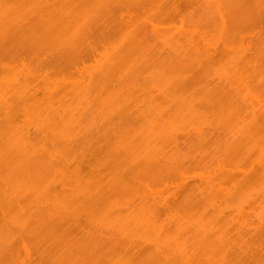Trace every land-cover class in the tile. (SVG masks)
Segmentation results:
<instances>
[{"label": "bare ground", "instance_id": "1", "mask_svg": "<svg viewBox=\"0 0 264 264\" xmlns=\"http://www.w3.org/2000/svg\"><path fill=\"white\" fill-rule=\"evenodd\" d=\"M105 1L107 4L106 6H107L108 13H112L114 11L116 13L118 12L116 11L117 9L124 10L125 12L124 11L123 12L125 14L124 15L122 14V15L125 16V18L127 19L126 23L130 24V27H132V28L128 27L129 28L128 32L130 33V35L127 37L129 40L127 42L123 41V43H121L119 46H116V47L113 46L114 48L112 49L109 48L110 50H108V52L104 56L103 64H100V67L98 66L97 73L94 76L90 75V78H89L90 80L89 86L100 88L104 90V93H107L106 91H108L110 88L111 89L113 88L112 90H110L111 92L107 93L108 95L106 96V98L104 97L105 98L104 101L103 102L101 101L102 105H105L103 108L108 107V116L106 117L105 122L111 124V123H114L115 121L127 120L131 117L137 116L140 109L143 107L148 106V108H152V103L150 100H148L149 102L147 103L142 102V104H139V101L135 100L133 97H134V94H136L134 92L136 91L138 92V88L136 89V86L138 85L137 83L142 79L146 81V79H144L143 76H145L150 62L149 64L147 62L145 64L144 61L146 58H148L146 61L150 60L151 58L150 56H153V55L154 56L156 55V58L158 55L159 57H161L160 60L163 63H167V64H164V66H166L165 73L167 75L166 74L164 75L163 71L160 72L161 73L160 75L167 77L169 73L174 74V68H175V69H178V71H180L179 73L181 74L180 75L178 73V75H180L178 76V79L182 78L184 80V78L186 79V77L189 75V77L192 76L191 77L192 79L190 78L191 79L190 82L196 81L198 77H195L196 75L193 74L196 79V80L195 79L193 80L192 73L196 72L195 66L198 65L197 68L199 67L198 69L201 72L199 70H197V72H199V74L204 73L203 75L202 74L199 75V77L205 76V73H206V77L204 78L205 82L200 83L201 81H199L195 83V84L200 83V85L197 84L198 87L201 85L204 86L203 84L205 85L210 84L212 86L213 84L209 83V82H212L210 81V79L213 80V79H217L218 77L219 80L218 79L217 80L220 82V84L223 82L225 85H222L223 84L222 83L221 84L222 86H221L219 82H217V80L214 81L213 83L215 85L219 84L224 89L226 88V90H228V92L226 91L227 94H231L232 91L235 93L236 91L238 97L237 98L232 97L230 99L229 98L222 99L223 102L221 99H219L220 101H218V104L223 103V105L225 106L224 107L225 110H222L223 113L221 114L217 111H215L213 114L214 110H211V109H213L214 107L211 104H213L216 98H214V100L210 103V101L213 98H210L211 100H209V97H211L209 95L211 94L210 92L211 88L213 89L214 87L213 91H216V89H218L217 88L218 86L211 87L208 85L209 87L207 86L208 89L206 88V91L207 90L208 91L206 93L203 92L205 87L203 88L202 86L199 87V88H202L201 89L202 93L200 94H202L204 97L200 95L202 96V99L200 98L202 101L200 104L198 103L199 105L197 106H200V108L204 107L203 104H204V101H206L207 105L205 104V107L207 108L210 104L212 108L209 106V108L207 109L209 110L211 108L210 109L211 111L210 110L207 111L206 108H204L205 110H203L202 113L204 114V113L211 112L209 113L211 116L209 115L208 118L205 120V121H209V123L206 124L205 121L203 120V114L200 112V110L197 111V109L199 108H197V106H195L194 104L193 105L191 104L192 106H189L185 110L186 111L185 113H183L184 110H181L183 114L185 115L187 114V116L183 115L184 116L183 121L185 120L186 117L187 118L189 117L188 119L191 120L190 122L192 123L191 125L195 126L194 127L195 128L194 130L195 140L192 141L191 146L187 145L188 148L186 147V145L184 146L185 149L186 150L188 149V150L181 155L177 154L174 151L170 153V150L168 149L169 147L166 146L167 143L169 142V144H173L174 146L173 149L176 148L175 151H177L179 150L178 149L179 142L175 144L174 139L177 138L178 135L180 136V138H182L184 134L186 136L188 134H192L193 132L191 133L190 127H189L190 133H187L186 131H188V129L186 130L184 128L185 130L182 129L184 133L181 134L180 130H176V128H174L176 125L174 126L167 125V127H163L161 130L159 128L157 129L156 127L157 122H159L160 120H163V118L165 117L164 116L165 113L168 112L167 111L168 108L164 107L166 110H164V108H161L162 110L161 112L164 114H162L161 112L157 114L158 111H156V114H154V117H156V120L154 118L155 122L153 120V122L151 121L149 122L150 125L148 123L149 127L148 126L147 127L149 129L147 128V131L139 132V133L137 132L138 134L136 132L135 134L134 132H125L127 136L125 137L126 139L123 138L124 141L126 140L127 142H129L128 146L130 145V147H132L131 145H133L132 148H134L135 152L137 151L140 152V153L137 152L136 156L134 157L133 155H130L132 154L131 153L132 149L129 148L128 152L130 154L127 155L128 159H127V156L125 158H122V161L125 162L128 160L127 162L130 164V162L134 161V159L138 155L139 159L136 158L135 161L130 164L133 170L131 166L128 165V163L124 164V165L127 164L126 170H125V167L124 169L120 168L121 166H124V165H120L122 162H121V157H119L117 160H114L113 162L115 164V161L117 162L120 160L118 162V163L121 162L120 164H118L120 166H116L117 165L116 163L115 165L114 164L110 165L111 170L106 167L110 171L109 170L107 171V169L105 170L104 168L101 169V170L106 171L107 173L108 172L110 173L108 175H105L104 177L106 178L107 176H110L109 179H107L108 178L107 177L105 180L103 178V181H101L100 178H102L105 173H102V177H101V173L96 172V175L99 178L96 175L94 176V178L97 177L98 180L102 182V184L99 185V183H97L99 182L97 179H96L97 181L93 180L94 178L92 179V182L96 181L95 186L97 185L96 187L97 189L93 191L89 189L90 191L83 192L81 189L79 190L78 188L76 189L78 190L77 192L81 191L80 193L82 195L80 194L81 196L80 198L76 197L77 199L75 198L72 199L68 197L65 198L62 195H58V197H55L57 199H53L54 197L51 198V203L49 202L50 205H45V203L40 202L41 205L44 204V206L43 205L41 206V209L37 206L33 208L36 211L35 213L36 214L38 213L39 215V217H37L38 215L34 217L38 219L39 227H41L42 230L44 231L48 230L49 232L51 229L54 228V224L52 226V223L54 221L61 220L59 223L68 221V223L70 224V223H73L75 220V224L78 221L77 227L81 228L80 226H82V224L79 225V220L76 219L78 217L77 215L80 209H78L75 206L79 200L84 199L88 202V204L92 203L91 205H94L93 204L94 202H98V204L100 205L110 202L112 203L110 204L112 205L111 207H114V206L122 207V208L116 207L115 210L118 211V213L121 212L123 214H119V215L117 214L113 216L114 215V213L112 212L113 210L112 208H110V210L112 211L110 210L109 211L113 215H110L111 213L108 214L109 212L106 213L107 211H105V213L108 214L106 218L104 216L106 215L105 213L104 215L103 213L100 214V216L102 215L104 216L102 217L105 218V220H100L102 218L100 217V219L98 220L99 222L96 220L98 222L97 223L95 221V218H96L95 217L94 219H92L93 221L91 220L90 222H88V224L89 223L93 224V222H95V224L97 223L96 226L91 227V229H89L90 225L89 226L87 225L88 228L83 227L84 229L87 228V231H83L84 229L82 230L81 228L80 230L81 233L77 231L78 230L77 228L75 231H77L78 235L84 234L86 236L88 235V232H89L88 230L93 231V232H90V234L92 233L91 236L88 235L89 236V238L87 237L88 241L84 235L82 236L83 237L82 240H84V243H82V241L81 242L79 241L81 239L78 240V238H81V236L78 237V235H75V236L73 235L72 231L74 232V229L76 228V226L75 227L72 226V225H75L74 223L69 225L71 229L67 226L71 230V234L70 233L69 234L72 235L71 237L75 238V243L80 242V244L74 243L76 247L73 245L72 246L73 248L70 247L71 248L70 249L69 246H71V244L74 241H73V238L72 240L70 238H69L70 240L68 239V241L65 243V245L67 243L69 245V246L68 245L65 246L67 247V249H69L67 253L71 252L72 249H73L72 252L76 251L78 253V255L77 253H74V252H73L74 254H72L71 252V255L70 253L69 254L65 253L69 256L68 258L71 259V257H75V256L81 257L82 255L84 254L87 255V253H89V256L87 255L88 257L86 258L82 257L83 259L81 258V260L78 259L79 263L77 262L78 257L77 258L75 257L74 258V261L76 262L75 264L77 263L78 264H264V135L262 136L264 132L263 131L264 116L263 115L261 116V112H259L260 110L255 111V108H252L254 107L253 105L255 104H256L255 107L256 106L259 107V105L261 104V103L259 104V102L261 101L264 102V99L263 100L261 99V101H259L257 97L261 91L256 92L254 89H252L253 88L252 86H251L252 88L250 86H247V84L250 85V83L254 84V82H256V79L257 80L259 79L258 77L259 73L257 71L258 69L256 70L257 78L252 77L254 78L252 79L254 81L250 79L251 75L254 76L252 71L255 72V69L258 68V66L255 67L251 71L252 74L250 73V71L248 72L249 77L247 76V71H244L249 63L247 65L246 63L243 64V66L244 65L246 66V67L244 66L245 69L243 70V73H245L246 75L240 72L242 70L238 68L236 69H238L239 72L238 71L236 72V70H234L235 65L231 67L229 63H228L229 65L228 67L230 68L226 67L227 69H225V65L224 67L223 65L221 66L223 67L221 70L222 72L225 69L223 73L220 74L221 72L220 70L218 71V74L216 73L215 70L219 68V66H217V69L216 67H214L215 69H213V74L210 75V73L212 72H210L209 69L207 68V67H210V65L208 66L207 64H208V61H212L213 59L209 60L208 59L209 57H206L207 51H210L208 50L209 47H207V43L205 45L208 48L207 50L205 49L206 47L203 44L201 45L202 41H206L204 39L205 37L204 33L206 29L208 30V28L210 27L215 28L217 20H220L219 24L220 26L221 25L223 26L225 22L223 18V16L225 15L224 9H225V12L228 11L227 9L233 10V12L232 11L231 12L234 13L233 14L234 16H232L230 12L228 13L229 15L228 14L226 15H228L230 18L233 17L231 18L233 20L232 21L233 23L231 24L232 26H234L233 24L235 22L234 21L235 15L237 14V12H240L243 10L248 0H206L203 4L197 6L198 11L195 12L194 11L195 9H194L193 10L194 12L191 11L193 14L191 12L188 14L189 17L187 16L188 20H185V23L186 25L188 24L191 27V31L190 30L189 32L180 31V35L184 39V42L182 44L180 42L174 41V32L173 33L168 32V29L167 31H161V30L159 31V29L164 28V27L159 28L160 25L162 26L168 23V19H167L168 14H166L165 10L164 11L162 10L164 6H161V5L153 6L152 5L153 3L157 4V2L153 1L152 4H149L152 7L148 6L149 8L145 9L148 3H150L152 0H105ZM171 9H174V7L173 8L171 7ZM171 12L172 11H170V13ZM194 13L196 15H194ZM113 14L114 13H112L111 15ZM173 15H171V19L172 18L174 19ZM236 18L235 20L238 19ZM227 20H228L227 22H229L230 24L231 22L229 21L230 19H227ZM171 23L168 24L169 27H172V25L170 26ZM68 25H70V22H68V20L60 19V18L54 19L47 23L48 27L53 28V29L55 28L56 30L58 29L60 30L61 28H64L66 26L68 28L69 27ZM168 25L166 26L168 27ZM232 26L229 25L231 29L229 27L226 29L227 30L229 29L228 31H231ZM190 27L188 29H190ZM70 28H71V25H70ZM148 28L152 29V30L150 29V31H152L151 34L153 33V36H154L152 37V42H149L146 39ZM212 29L210 31H212ZM220 30L221 29H219V31ZM241 31H238V34L236 35L234 34V36H236L235 38H237V35L241 33L242 34L241 36L238 37V39L246 35L244 33L245 31L244 32L243 31L241 32ZM198 33L201 35H198ZM220 33H221L219 37L220 39L228 35V33L226 35H223L222 31H220ZM198 37H199V40H198ZM247 38L248 36H245L241 40L240 39L238 40V39H234V37L232 36V39L230 37L231 43L226 42L225 44H223V48L229 46L228 49H230L232 53L234 52L233 48L236 47L237 45H240L236 48L237 50L241 49L240 51H242L243 53L244 51L243 49H246V47L249 46L248 49L245 50L246 52H248L247 50L250 49L249 43L251 41L250 39L246 40ZM256 38L258 39V37ZM124 39L126 40L127 38L124 36ZM237 40L238 42H236ZM242 40L244 42L246 41L244 45L242 44L243 43ZM232 41L234 44H236V46L232 44ZM256 42H257V45H263L260 43L261 41L259 42L257 40ZM228 43H230L231 45H229ZM226 44H228V46H226ZM246 44L248 45L245 46ZM203 46H204V49H203ZM230 46L232 47V49ZM242 46H245V48ZM72 47L73 46L71 45L68 50L73 51L74 49L77 48V46L76 48H74L75 46L73 48ZM256 48H258V46ZM263 49L264 48H262V51ZM259 50H257V53H258L257 57L259 56V52H258ZM148 52L149 53L153 52L154 54L151 53L150 55L148 54ZM250 52L251 50H249L248 52L249 55H250ZM209 53H212V52L210 51ZM231 53L227 55H230L229 56L230 59L229 58L228 59L230 60L229 62H232L233 64H234V60H231L232 57H236V58L240 57L239 59H241V61L244 58L246 62L249 60V59L248 60L246 59L247 57H249L248 54L243 55L242 53H240L246 57L245 58L241 55L243 57L242 58L240 54L237 57L236 54L234 55V53L232 54ZM263 53L264 51L261 52L260 55ZM251 54H254V53H251ZM211 57L213 58V55H211ZM251 57L253 58L255 57V55L254 56L250 55L249 58L251 59ZM206 59H208V61ZM235 64L237 65L236 61H235ZM251 64H252L251 67H254V65H256L257 62L253 60ZM241 65L242 64H240V66ZM238 66L239 65H237L236 67ZM231 70H232V73H231ZM181 71H184L187 74L183 72L181 73ZM187 71L189 72L193 71V72L189 73ZM238 73L239 75L243 74V77H244V78L241 77L242 75L240 77L239 75H237L239 78H242L244 81L251 80L252 82L250 81V83L247 82V84H243L244 83L243 80L241 81L240 79L238 81L239 78H236L237 77L236 74ZM150 74L151 73L149 72L146 75L150 76ZM183 74L186 76L184 77ZM207 75L209 76L207 77ZM115 76H117L118 78L116 77L117 80L115 79L114 81ZM214 76H217V77L211 78ZM232 76L237 79L235 80L234 78L235 82L238 81V82H243V83L239 84L236 82L238 86L237 87L236 85L233 84L231 80L233 79ZM166 77L164 78V81L167 82L166 85L168 88V77L167 78ZM246 77L248 78V80L245 79ZM200 78H198V80H202V78L201 79ZM206 78L208 79L210 78V79L208 80ZM182 79H179V80H182ZM207 81L208 83L206 84ZM260 81L258 82L262 83V86H263L264 82H260ZM262 81L264 80L262 79ZM238 84L239 85L243 84V86L247 88L246 90L249 89L247 91L248 94L246 93L247 94L246 96H243L245 94L239 91L240 86ZM262 86H260V88H263ZM221 87H220V90H221ZM260 88H255V89L259 90ZM224 89H222L223 93L225 92L223 91ZM139 90H140V87H139ZM220 90L216 92H219ZM208 92H209V95H207ZM220 92L218 93V95L220 94ZM236 93L234 95H236ZM250 93L252 94L250 95ZM224 94L227 97V94L226 93ZM218 95L216 97H218ZM260 95H262V93ZM205 96H209V97H205ZM212 96H215V94L213 95L212 93ZM221 96L222 95H219L218 98H222ZM255 96L257 98V102L255 101L256 103L253 104L252 100ZM250 97H253L252 100ZM205 98L207 99L204 100ZM218 98L216 100H218ZM263 102L262 104H264ZM257 103L259 105H257ZM214 104L217 106L216 103ZM263 108L264 107L262 105V109ZM192 111L193 112L195 111L194 115ZM257 112H259V114H257ZM190 113L192 114L190 115ZM197 113L198 115L201 113L202 116H198ZM41 116L42 114L39 113L38 117H41ZM209 117L211 119H209ZM194 118L196 119V121L194 120ZM197 118H201V120L199 121V119ZM188 119H186L185 121L187 122ZM212 119H214L213 121L214 126H212L213 123H210V120ZM261 119H262V124H263V126L261 125L262 127L260 126ZM75 120H76L75 118L70 117L66 119L65 121H75ZM193 121H194V124H193ZM197 123H200V124L198 125ZM201 124L203 125L202 127L204 126L206 127L202 129ZM197 126H200V127H197ZM207 126H209V128L210 126H212L211 128L217 129V132H216L217 135L216 133L212 132V136L213 134H215L214 138L208 137V136H211V134L209 135L207 134L205 136L206 133L201 132L202 130L204 132L208 131V130H204L207 128ZM260 129L262 130L261 134L259 133ZM156 131H158L159 133ZM156 133L159 134L158 136H161V138H158ZM140 134H141V137H139ZM258 134L262 136L261 139L258 138ZM133 135H137V136H133ZM69 137L70 136L59 134L57 139L60 143L65 142L66 140L68 142L70 141L68 139ZM156 138L158 139L155 141L156 144L164 145V148L160 145L158 146V148L160 147V149H158V148H155V145H152V142H154ZM180 138L178 137V139ZM183 138L181 139L182 143H184L183 142L184 140L186 142L188 141L186 140V138L183 140ZM191 138L189 139L188 137L190 141H191ZM138 140L140 143L138 142ZM161 141L163 144L161 143ZM256 141L258 143H255ZM141 144H143L144 146H142ZM254 146H258L257 152L256 150H252L255 148ZM33 147L35 146L29 142L27 134L22 133L21 135L18 136L16 140H14L12 144L6 147L3 155L1 154L2 156L0 157V174L6 171L5 175L7 176V178H9L8 183H14L16 184V186H18L19 184L20 186H22V187L18 186L19 190L20 191L23 190V192L26 189L24 186L28 187V185H30V186H33V189H35L34 187L40 186L38 185V182L36 180H40L41 182H45L47 180L46 181L47 183L51 177L49 173L46 171L48 167H51L50 161L52 159L48 160V157L50 158L51 156H48L49 154L44 153V156H46L47 159L44 157L42 158L41 154L38 155L39 153L42 152V150L37 148L38 151H36L35 150L36 147L35 148ZM137 147L138 149L136 151ZM161 149L162 150L164 149L168 152L161 151ZM112 156H110V159L112 158ZM255 156L256 158H254ZM181 157H186L187 160L189 159L188 160L189 162L191 160V165L193 162H195L193 163V166L195 167L196 165L198 167L196 168L193 167L192 170L194 171L195 169L199 172L201 170V172L197 173V171H195L196 172L195 174V172L192 171L193 175H191L192 173L190 172L189 175L192 178L190 177V179L188 180L187 177H184L186 174L183 176L180 170L182 167ZM114 158L116 159L115 156ZM110 159H107V160H110ZM124 159H127V160H124ZM129 159H131L132 161H130ZM107 160L106 161L104 160L106 162L105 164H107V162L111 164L113 163L111 162V160L113 159H111L110 161H107ZM186 166L187 165L185 164V167ZM128 167L131 168V171L133 172H129L130 170L128 169ZM48 169H49L48 171H50V168ZM114 169L116 170L115 174H114ZM117 169L120 172H122L121 169H123L124 172L120 173L117 171ZM129 173H133V175ZM122 174H127V176L125 175L123 179L120 176ZM177 174L181 176V178L183 179L182 181L181 179H178L180 178L179 176L175 177L177 176ZM129 175L130 176L132 175V178H130ZM25 177L28 179L29 182L23 179ZM128 178L132 180L128 182ZM174 178H177L178 181ZM29 179H31V181L35 179V182L32 181L34 184L33 183L31 184ZM146 179L147 181L149 180L156 184L153 187L154 183H152V189L156 188V190L153 191L151 187H149L151 185L148 184L149 181L147 182ZM22 180H24L25 182L24 184L20 182ZM174 180H176V183L182 182L179 191L177 190L176 187L174 188V191H172L173 189H171L173 185L172 181ZM108 181L110 183H108ZM131 181L133 185L130 184L128 186V184L131 183ZM104 182L108 184L106 185L104 184ZM156 182L160 184L158 185ZM169 182L170 184L172 183L170 185L171 187L167 186ZM103 184L105 186L100 187ZM30 186L28 189L29 193L31 190ZM137 186H140L141 188L139 187L140 188L139 189ZM156 186H160L162 189ZM163 186L165 187L163 188ZM135 187H137L138 190ZM45 188L43 190H45ZM166 188H168V190L170 191H168ZM159 189L161 190L165 189V192L168 191L169 196L164 195V197H162L163 195L162 192L164 191L160 192ZM133 190L134 192L136 191V193L139 191L137 193V196L135 195L138 198L139 203L132 202L135 199H137L134 197V195L127 196L123 194L124 196V197L122 196L123 198L121 197L118 198L119 197L118 194L117 196H115L114 194V192H118V191H128L129 193H131ZM47 191H42V193L43 192L44 194H47L48 192L51 193L50 191L48 192ZM158 191L161 193L160 196H159L160 193L159 194L157 193ZM70 192L72 193V191ZM25 193L29 194L28 192H25ZM73 193H74V190H73ZM154 193L155 194L157 193V194L155 195ZM111 194H113L114 197L113 196L111 197ZM73 195L76 196V194H73ZM108 195L110 196L111 201L109 200V198H107ZM104 196H106V199ZM132 196L134 197V200L133 198H131ZM47 197H44V198L42 197V199L48 202L50 201V198L48 197L49 199H47ZM115 197L120 201L122 200L124 201L120 202ZM125 197L127 199H125ZM103 200H107V202ZM127 200L133 205L128 203ZM114 201H117V202H114ZM98 204L95 203V206H98ZM134 204H136V207ZM110 205L108 204V205H102V206H107V209H109ZM125 205L128 206L126 207L127 209L123 208L125 207ZM75 207L77 209H75ZM129 208H133V210L129 211L128 210ZM98 209L100 210V206ZM119 209H120V212H119ZM121 209L125 211L122 212ZM41 210L43 211V213L39 214ZM74 215H75V219L73 218ZM34 218L32 217V219ZM18 221L21 222L20 219H18L17 221L16 220L12 221V222L14 225H18V223L15 224V222H18ZM231 226H235V228L238 229V231L236 232V238H232V239L225 238V235H222V233L224 232L223 230L229 229ZM20 228H23L22 225H20ZM27 229L28 227L24 226V230H27ZM31 229H28V230L35 231L33 228ZM11 230H8V229L0 230V232L4 231L2 233V236L4 235L3 236L4 238L3 237L2 238L5 239L7 237L5 240L2 239L1 242L3 241L5 242L6 240L10 239L11 236H10L9 231ZM20 230L22 232L23 229H20ZM84 232H87V233L85 234ZM55 233H58V232H55ZM76 237L78 241L76 240ZM240 241L243 242L244 244H239L238 242ZM8 242L9 240L6 243ZM78 244H79L78 246L79 249L77 248ZM65 247L63 249L67 251ZM58 249L61 250V248H58ZM78 250L79 251L81 250L82 252L84 251L85 253L81 254L82 252L81 251L78 252ZM92 254H93V257H92ZM67 255L63 254L62 257L65 258L66 256L67 258ZM94 257H97V258H94ZM62 259L63 258H60V261ZM69 259H65V261L66 260L68 261ZM72 260L73 259H71V261Z\"/></svg>", "mask_w": 264, "mask_h": 264}, {"label": "rangeland", "instance_id": "2", "mask_svg": "<svg viewBox=\"0 0 264 264\" xmlns=\"http://www.w3.org/2000/svg\"><path fill=\"white\" fill-rule=\"evenodd\" d=\"M153 1L157 2V4L156 3L152 4ZM205 1L206 0H152L150 3H148V5L145 7V9L149 8L148 6L152 7L149 4H152L153 6H155V5L156 6L157 5L158 6H160V5L164 6V8L162 10L163 11L165 10L166 14H168V17H167L168 23L166 25L171 23L173 20L174 21L170 24V26L172 25V27H169V25H168V27L166 25H162V26L160 25L159 28L160 27H164V28L159 29V31L160 30L161 31H167V29H168V32H172V33L174 32V41L180 42L182 44L184 42V39L180 35V31L181 32H183V31L189 32V30L191 31V27L188 24H187L188 25L187 26L185 23V20H188L187 19L188 14L191 11L192 12L198 11L197 6L203 4ZM106 5L107 4H106L105 0H0V152H2V153H0V157L3 155L6 147H8L10 144H12L14 142V140H16L18 138L19 135H21L22 133H26L28 136L29 142L36 147L35 150L36 151H38V149L42 150L41 153L38 152L39 153L38 155L41 154L42 158L43 157L46 158V156H44V153H47V154H49L48 156H51L50 158L48 157V160L52 159L50 161L51 167H48V168H50V171H48L49 170L48 168L46 170L49 173V175L51 176L50 180L47 183H46L47 180L45 182H41L40 180H36L38 182V185H40V186L34 187L35 189H33V186H30L27 184L28 187L24 186L27 189V191H26V189L24 190V192L22 189H21L22 191H20L19 187H18V186H20L19 184H18V186H16V184H14V183H8L9 178H7V176L5 175L6 171L2 172V174H0V230H5V229L11 230L12 229L11 231H9L10 236L12 238L10 237V239H8L9 240L8 243H6L8 240H6L5 242L4 241L1 242V240L4 238L3 237L4 235L2 236V233L4 231L0 232L1 233V235H0V237H1L0 238V242H1L0 243V264H73V262L75 264L76 263L74 261L75 257L76 258L78 257L77 258L78 263H79L78 259L81 260L82 257L83 258L88 257L89 253L86 252L88 256L86 254L82 255L81 257L75 256L76 254L73 255V256H75V257H71V259H73L72 260L73 262L71 261V259L68 258L69 256L67 254L70 253V255H71V252L73 249L71 250V252L67 253L69 249H67V247H65V246L68 245V243L66 245H65V243L68 241L69 238L71 240L73 238V241H74L71 244V246L68 245L69 248L72 247L75 243V238L71 237L72 235H70L71 234V230H70L71 228L69 226L73 223L75 224V220H74V222L71 221L73 223H70V224L68 223V221H65L66 223L65 222L59 223L61 220L54 221L52 223V226L54 224V228L50 230L51 232L50 231L48 232V230L44 231L41 229V227H39L38 219L34 218L38 215V213L36 214L35 213L36 211L33 208H35V206H37L41 209V206L42 205L44 206V204L41 205V203H45V205H50L49 202L51 203V198L54 197L53 199H57L55 197H58V195H62L65 198L68 197V198H72V199H74V198L77 199L78 197L80 198L81 197L80 196L81 191L77 192L78 190H76V189H78V188H79V190L81 189L83 192H88V191H90L89 189H91V191L97 189L96 188L97 185L95 186V183L99 177L96 175V172L101 173V177H102V173H105L103 175V177L100 178V180L103 181V178L105 177V175H108L110 173L109 172L107 173L106 171L101 170L102 168H104L105 170L107 168L110 169V165H113L114 164L113 161L117 160L119 157H121V162L123 164L121 162H120L121 164L118 163L120 160L117 162L115 161V164L117 163L116 166H120V165H124L125 163H128L127 162L128 161L127 155L130 154L128 152L129 148L132 149L131 150L132 154H130V155H133L134 157L136 156L137 152L140 153L139 151H137L139 146L136 148L137 152H135L134 148H132L133 145H131L132 147H130V145L128 146L129 142H127L126 140L124 141L123 138H125L127 136L125 132H134V134H135V132L139 133V132L147 131V128L149 127L148 123L150 121L153 122L154 118L156 120V117H154V114H156V111H158L157 112V114H158L159 112L162 111L161 108H164V107L168 108V110H167L168 112L165 113V115H164L165 117L163 118V120H160L159 122H157V126H156L157 129L159 128L161 130L163 127H167V125H173V126L176 125L174 128H176V130H180L181 134L184 133L183 130H185V129L186 130L188 129V131H186L187 133H190V131H191V133L193 132L192 134H188L186 136H185V134H184V136L182 135L184 137V138L182 137L183 140L185 138H186V140H188L187 142L184 140L183 141L184 143H182V140H181L182 138H180V136L178 135V133H179V131H178L177 135L180 139H178V137H177L174 139V141H175V144L179 142V144H180V145L178 144L179 150L175 151L176 148L173 149V147H174L173 144H169V142H168L166 146L169 147L168 149L170 150V153L174 151L179 155L183 154L184 152H186L188 150V149L186 150L184 146L186 145V147L188 148V146H191L192 141L195 140V131H194L195 126L191 125L192 123H190L191 120L188 119L189 117L185 118V120L188 119L187 122L185 120L183 121L184 116H187V114L185 115L183 113L186 112L185 110L189 106H192L193 104L195 106L199 105L202 101L201 99L203 96L202 94H200V93H202L201 89L203 87H205L203 92L206 93L208 91V90L206 91L207 86L208 85L211 86L210 84H208V85L203 84L204 86L201 85L202 88H199L201 86H199V87L197 86V84L200 85V83L205 82L204 78L206 77V73H205V76H203V77L200 76L202 78V80H204V81H202V80H198V78H200L199 75L202 74V73L199 74V72H197V70H199L198 69L199 67L197 68L198 65L195 66L196 69L194 67V69L196 70V72H195L196 74L193 71H191V72L187 71L189 73L193 72L192 75L194 74V75H196L195 77H198L196 80L194 75H193V80L195 79L196 81H192V82H194V83H192V82H190L192 79L191 78L192 76L189 77V75L186 77V79L184 78V80H183L182 78H179V79H182V80H179L178 76L181 75L179 73L180 71H178V69L174 68V74L169 73L167 76L168 77V88H167V85H166L167 82L164 81V78L166 76L160 75L161 74L160 72H162V71L164 72V75L166 74L165 73L166 66H164V64H167V63H163L160 60L161 57H159L158 55H157V58H156V55L150 56L151 58L149 57L150 60H148V61H146L148 58L145 59V61H144L145 64H146V62L148 64L150 62L149 67L147 68L146 74L149 72L151 74H150V76L145 74V76H143V78L146 79V81H144L141 78L142 80H140L137 83L138 85L136 86V89L138 88V92L135 90L136 92H134V93H136V94H134V97H133L135 100L139 101V104H142V102L147 103V102H149L148 100H150L152 103V108H148V106L143 107L140 109L137 116L131 117L127 120L115 121L114 123H111V124L105 122V119L108 116V107L103 108L105 105H102V102L104 101V99L108 95L107 93L111 92L110 90H112L113 88L112 89L110 88L109 90L107 89L108 90V91H106L107 93H104V90H102L100 88H95V87L89 86V82H90L89 78H90V75L94 76L97 73L98 66L100 67V64H103L104 56L108 52V50H110L116 46H119L121 43H123V41L127 42L129 40L127 36L130 35V33L128 32V29H129L128 27H130V24L126 23L127 19L125 18V16H123L125 14L124 13L125 11L122 9H117L116 11H118V12L115 13V11H114V12H112L114 14L111 15L112 13L107 12V6ZM171 7L172 8L174 7V9H171ZM227 10L228 11L225 12V9H224L225 15L223 16V18H224L225 22H224L223 26L222 25L220 26V24H219L220 20H217L215 28L210 27L211 29L214 28V29H212V31H210L211 29L208 28L210 33L208 32L207 29L205 30L204 39L206 41H208V40H210V41H208V42L202 41L201 45L203 44L205 46L207 43V47H209V49L206 46H205L206 47L205 49L210 50L212 53H209L210 51H207L206 57H209L208 58L209 60L213 59L212 61H208V59H206L208 61L207 65L208 66L210 65V67H207V68L209 69L210 72H212V73H210V75H211V74H213V69H215L214 67H216V69H217V66H219V68L217 70H215L216 73L218 74V71L219 70L221 71L222 68L224 67V65H225V69L230 68V67H228L229 66L228 63H229L231 67L235 65L234 66L235 69L234 68L233 69L236 70V72L237 71L239 72L238 69H241L242 71H240V72L243 73V70L246 67L245 65H244L245 66L244 67L243 64L246 63V65H247L249 63L247 65L248 68L246 67V69H248V70H246V69L244 70V71H247V76H248V72L250 71V73H251V71L255 67L258 66V68L255 69V72L252 71L254 76L251 75L252 73L251 74L249 73L251 75L250 79L252 80V79H254L252 77H256V73H257L256 70L258 69L257 71H258L260 76L257 74L259 79L258 80L256 79L257 83L254 82L255 85L250 83L251 80H248L247 77L245 79H247L248 81H246V80L244 81L242 78H239L241 75H242L241 77H243V74H245V73H243L241 75H239V73L236 74V76L239 75V77L238 76L236 77V78H239L238 81L241 79V81L243 80L244 83L238 82V81H236V82L239 84L240 83L247 84V82H249L250 85L247 84V86H250V87L252 86L253 88L252 87L251 88L254 89L256 92L261 91L257 97L259 99V101H261V99L262 100L264 99V95H263L264 85L262 86V83H259L258 81H260L261 78L264 80V53L260 55V53L264 51V49L262 51V48H264V0H248V2L246 3V6L243 8V10L240 12H237V14L235 15V17H234L235 22L233 24L234 26H232V24H231V23H233L232 22L233 20L231 19L233 17L230 18L228 16L229 12H230V14H232V16H234L233 15L234 13H232L233 10L232 9H227ZM120 11L121 12L124 11V12L121 13ZM170 11H172L174 15L172 14V12L170 13ZM226 14H228V15H226ZM171 15H173V17H174V19L172 18L173 20L171 19ZM194 15H196V14L194 13ZM57 18L68 20V22H70L71 28H70V25H68L69 26L68 28L66 26L64 28H61L60 30L59 29L56 30L55 28L53 29V28H50L47 26V23L49 21H52V20L57 19ZM120 18H122V19H120ZM235 18L237 20H235ZM169 19L171 20V22ZM227 19H230L229 20V21H231L230 24H229V22H227L228 21ZM121 20H122V22H121ZM229 25L232 26L231 31H228L229 29L228 30L226 29L229 27ZM173 26H174V28H173ZM148 27H150V26H148ZM189 27H190V29H188ZM130 28H132V27H130ZM172 28H173V30H172ZM229 28L231 29V27H229ZM150 29L149 28L147 29V35H146L147 38L146 39L149 42H152V37H154V36H153V33L151 34L152 31H150ZM219 29H221L220 31H222L223 35H226L227 33H228V35L225 36L224 38L222 37L220 39L219 37H220L221 33H220ZM241 30L243 32L245 31L244 32L246 34L245 36H248V38L246 40L250 39V41H251L249 43V45H250L249 50H251L250 55H252V56L255 55V57H253V58L251 57V59H250L249 58L250 55L248 54L249 50H247L248 52L245 51L246 49H248L249 46L246 47V49L242 48L244 50L243 53H242V51H240L241 49L240 50L238 49L239 50L238 51L236 47H238L240 45L236 46V44L233 43V41H234L233 40L232 44H234L236 46L233 48L234 52H232V53H234V55L236 54L237 57L239 56L240 53H242L243 55H247V54L249 55V57L246 58L245 56L240 54V56L242 55L247 60L249 59L248 60L249 62L248 61L246 62V60L242 56H241L243 58L242 61H241V59H239L240 57H238V58L232 57L231 60H234V64H233L232 62H229L230 61L229 60L230 55H227V54L231 53V50L228 49V47H229L228 44L231 45L230 44L231 43L230 37H231V39H232V36L234 37V39H238V37L241 36V34H242ZM238 31H241V32H239L241 34L237 35V38H235L236 36H234V34L235 35L238 34ZM249 32H251V33H249ZM199 33H198V35H201ZM124 36L127 38L126 40L124 39ZM249 36H250V38H249ZM244 37H240L239 39L241 40ZM256 37H258V39ZM259 38L262 40H260ZM141 39H142V37H141ZM198 40H199V37H198ZM238 40L236 42H238ZM257 40L259 42L261 41L260 43L263 45H257V42H256ZM242 41H240V42H242ZM226 42H230V43L226 44V46H228V47L223 48V44H225ZM244 43H246V41L245 42L243 41L242 44L244 45ZM71 45L73 47L75 46L74 48H76V46H77V48L74 49L73 51L68 50ZM247 45L248 44H246L245 46H247ZM204 46H203V49H204ZM245 46H242V47L245 48ZM257 46L260 50L258 48H256ZM231 49H232V47H231ZM257 50H259L258 51L259 52L258 57H257V55H258ZM151 53L154 54L153 52H151ZM151 53L148 52V54H150V55H151ZM251 53H254V54H251ZM211 55H213V58L211 57ZM234 58H236V59H234ZM154 60H155V62H154ZM253 60L256 61L257 64L256 65L253 64L254 67H251L252 66L251 63ZM235 61H236L237 65H239L238 67H236L237 65L235 64ZM253 63H255V62H253ZM240 64H242V65L240 66ZM222 65H223V67H221ZM152 67H154V68H152ZM236 68H238V69H236ZM224 70H223V72H224ZM182 72L186 73L184 71H181V73ZM203 72H205V71H203ZM223 72L221 71L220 74ZM178 73L180 75H178ZM197 73H198V75H197ZM231 73H232V70H231ZM147 76H148V78H147ZM185 76L186 75H184V77ZM208 76L209 75H207V77ZM217 76H214L211 78H215ZM116 77L117 76H115L114 81H115V79L117 80L118 77L117 78ZM188 77H189V79H188ZM232 78L233 79H231V80H232L233 84L237 86V83L235 82V80H237V79L233 76H232ZM234 78H235V80H234ZM206 79H208V78H206ZM217 79H218V77H217ZM217 79H213V80L210 79V81H212V82H209V83L213 84L211 87H213V86L217 87L218 86L217 87L218 89H216V91L220 90V87L222 85H225L223 82H222L223 84L221 83L222 84L221 85L220 82L218 81L219 79L218 80ZM262 79L260 82H264V81H262ZM216 80H217V82H219V84L221 86L219 84L215 85L213 83ZM199 81H201V82L195 84L196 82H199ZM252 81H254V80H252ZM207 83H208V81L206 82V84ZM243 84L239 85L240 86L239 91L241 93L245 94L243 96H246L248 94L247 91L249 89L246 90L247 88L245 86H243ZM260 86H262L263 88H260ZM139 87H140V90H139ZM196 87L199 89L200 92L198 91V89ZM255 88H260V89L258 90ZM222 89H224V88L221 87V90H220L221 92L219 91L220 92L219 95H222L221 96L222 98H218L219 92L213 91L214 87H213V89L211 88V91H210L211 94L210 95H209V92L207 93V95H209L211 97L205 96V97H209V100H211L210 98H213L210 101V103L214 100V98H216V99L218 98V100L215 99L216 101L214 100L213 104H211L214 107L213 109H211L212 107L209 104V106L211 107L210 109L214 110L213 114L215 111H217L221 114V113H223L222 110H225L224 109L225 106L223 105V103L218 104V101H220L219 99L222 100V99H227V98L230 99L232 97H235V98L238 97L235 90L234 91H235L236 95H234L235 93L233 91L231 92V94H227L228 90H226V88H225L223 91H225L224 93L227 94V97H226L225 94L222 92ZM209 90H210V88H209ZM251 92H253V91H251ZM212 93H213V95L215 94V96H212ZM261 93H262V95H260ZM251 94L252 93H250V95ZM200 95H202V96H200ZM217 95H218V97H216ZM241 96H242V94H241ZM250 98L252 100L253 97H250ZM257 98H256V96L253 98V100H252L253 104L257 102ZM206 99L207 98H205L204 100H206ZM209 100H207V101H209ZM222 102H223V100H222ZM262 102L263 101L259 102V104L261 103L260 105L257 103V105H259V107L261 106L260 108L258 106L255 107L256 104L253 105L254 107H252V108H255V111L260 110L259 112H261V116L262 115L264 116V108L262 109V105L264 107V104H262ZM214 103H216L217 106L219 105L218 106L219 108ZM202 104H201V106H202ZM205 104L207 105L206 101H204V104H203L204 107L200 108V106H197V108H199V109H197V111L200 110V112L202 113L203 110H205L204 108H206ZM209 106L206 108V110L209 108ZM252 108H251V110H252ZM164 110H166V109L164 108ZM181 110H184L183 113L181 112ZM195 110H196V108H195ZM209 110H207V111H209ZM164 112H166V111H164ZM194 112H193V115H194ZM259 112H257V114H259ZM262 112H263V114H262ZM39 113L42 114L41 117H38ZM201 113L199 115L197 113V115L202 116L203 113L202 114ZM209 113H211V112L203 114V120L204 121L210 115ZM162 114H164V113H162ZM191 114L192 113H190V115ZM70 117H73L76 120L75 121H65L66 119H68ZM195 118H196V116H195ZM195 118H194V120L196 121ZM197 119H199V121L201 120V118H197ZM209 119H211V118L209 117ZM214 119H216V118H214ZM214 119L210 120V123H213L212 126H214V122H213ZM155 120H154V122H155ZM157 121H158V119H157ZM204 121H202V122H204ZM67 122H69V123H67ZM205 123L208 124L209 121H205ZM205 123H203V124H205ZM193 124H194V121H193ZM197 124L199 125L200 123H197ZM197 124H195V125H197ZM149 125H150V123H149ZM261 125L263 126L262 119L260 120V126ZM202 126L203 125L201 124V127ZM212 126H210V128H209V126H207V128L204 130H208V131H205V132L202 129L205 128L206 126L202 127L201 132L206 133L205 136L207 134L208 135L211 134V136H208V137L214 138L215 134H213V136H212V132L216 133L217 129L211 128ZM189 127H190V131H189ZM197 127H200V126H197ZM210 129H212V130H210ZM261 129L259 130L260 134L262 131ZM158 131H156V132H158ZM263 131H264V128H263ZM59 134L70 136L68 138L70 141L67 142V140H66L65 142L60 143L57 139ZM158 135L159 134H157V136ZM216 135H217V133H216ZM263 135H264V132H263L262 136ZM133 136H137V135H133ZM260 136L261 135L258 134V138L261 139L262 136L261 137ZM139 137H141V134ZM188 137H189V139L192 137L191 141L188 139ZM158 138H161V136H158ZM156 140H158V139L156 138L154 140V142ZM163 140H165V139H163ZM162 141H161V143H162ZM138 142H139V140H138ZM154 142H152V145H155V148H158V146L161 145V144L158 145V144H156V142L155 143ZM135 143H137V142H135ZM255 143H258V142L256 141ZM141 145L144 146L143 144H141ZM161 146L164 148V145H161ZM250 146H249V148H250ZM35 147H33V148H35ZM254 147H253L254 149H252V150H256V152H257L258 146H254ZM158 149H160V147ZM161 151H166V150L161 149ZM178 151H179V153H178ZM166 152H168V151H166ZM47 154H45V155H47ZM116 155H118V156H116ZM110 156H112L111 159H113V160L110 159ZM114 156L116 157V159L114 158ZM126 156H127V159H124V160H127V161H125V162L122 161V158H125ZM136 158H138V155ZM254 158H256V156ZM107 159H110L111 162H113V163L111 164V163L107 162V164H105L106 163L105 161ZM132 159H134V158H132ZM135 159H134V161H135ZM181 159H182V167L180 169L181 173L183 176L186 174L184 177H187L189 180L191 177L189 175L190 172L192 173L191 175H193V172L197 171L195 169H194V171L192 170L194 167L193 163H195V162H193L191 165V160L189 162L188 161L189 159L187 160L186 157H181ZM110 160H107V161H110ZM129 160L132 161L131 159H129ZM134 161L130 162V164L133 163ZM118 164H120V165H118ZM130 164L128 163V165H130ZM185 164L187 165L186 167H185ZM126 166H127V164L124 166H121L120 168L124 169V167H125V170H126ZM129 167H128V169L130 170L129 172H133V171H131L132 166H131V168H129ZM196 167H198V166L195 165L194 168H196ZM52 168H54L55 170ZM182 168H183V170H182ZM109 169H107V171ZM123 169H121L122 172H120L118 169H117V171L120 173H123L124 172ZM128 169H127V171H128ZM52 170H54V171H52ZM132 170H133V168H132ZM115 171L116 170L114 169V174H115ZM200 172H201V170H200ZM200 172L197 171V173H200ZM50 173L51 174L53 173V174L51 175ZM129 174L133 175V173H129ZM195 174H196V172H195ZM195 174H194V176H195ZM95 175L98 178L97 177L94 178ZM118 175H119V173H118ZM125 175L127 176V174H122L120 176L123 178V177H125ZM132 175L131 176L129 175L130 178H132ZM99 176H100V174H99ZM178 176L180 177L178 179H181V181H182L183 179L181 178L180 175L177 174V176H175V177H178ZM107 177H106L107 179L110 178V176H107ZM106 178H104V180ZM130 178H128V182L130 180H132ZM19 179H21V178H19ZM23 179L28 181V179L26 177ZM92 179L93 180L97 179V180L92 182ZM174 179L177 180V178H174ZM24 180H22L20 182H22V184H24L25 183ZM29 180H30L31 184L33 183L32 181L35 182V179L32 181H31V179H29ZM176 180H174L175 182L172 181V183H173L172 188H171V189H173L172 191H174L175 187L177 188L178 191L180 190V186H181L182 182H180V180H179L180 183H176ZM101 181H99L97 183H99V185H100V184H102ZM146 181H147V179H146ZM170 182L168 183L169 185L167 184V186H170L172 184V183L170 184ZM108 183H110V182L108 181ZM152 183H154V182H152V181L148 182V184L151 185V186L148 185L149 187H151V189H152ZM35 184H37V183H35ZM104 184H106V183L104 182ZM104 184L100 187L105 186ZM130 184H132V181H131V183L128 184V186ZM154 185H156V184L154 183L153 187H154ZM29 186L31 187L30 193L28 190ZM160 186H156V187L161 188ZM20 187H22V186H20ZM137 187L139 188L140 186H137ZM137 187H135V188L137 189ZM164 187L165 186H163V188ZM44 188H45V190H43ZM168 188H166V189L168 190ZM47 189L51 193H49L47 191ZM161 189H159L160 192L164 191V192H162V194H163L162 197H164V195L169 196L168 191H170V190L165 192V189L164 190H161ZM73 190H74V193H73ZM75 190H76V192H75ZM152 190L154 191V190H156V188L155 189L153 188ZM42 191H47L48 193L46 192L47 194H44V192L42 193ZM70 191H72L73 194H76V196H74ZM136 191L134 192V190H133L131 193H129L128 191H118V192H114V194H115V196H117V194H118V196H119L118 198H120V197L123 198L124 197L123 194H125L127 196L128 195H134V197L137 198L136 196H137V193L139 191L137 193H136ZM159 191L157 192L158 194L160 193ZM25 192H28L29 194H27ZM69 194H71V195H69ZM170 194H172V193H170ZM174 194H175V192H174ZM160 195H161V193L159 194V196ZM47 196L50 198V201L47 200L48 202H46V200L42 199V197L44 198ZM106 196H107V194H106ZM106 196H104L105 199H106ZM112 196L114 197L113 194H111V197ZM48 197H47V199H49ZM126 197H125V199H127ZM134 197L132 196L131 198H133V200H134ZM107 198H109V200H110L109 195ZM166 198H168V197H166ZM102 199H104V198H102ZM102 199H101V201H102ZM107 200H103V201L107 202ZM128 200H127V202H128ZM130 200H132V199H130ZM118 201H120V200H118ZM122 201H124V200H122ZM122 201H120V202H122ZM114 202H117V201H114ZM114 202H113V204H114ZM132 202L137 203L138 198ZM95 203L98 204V202H94L93 203L94 205H91L92 203L88 204V202L86 200L82 199V200H79L78 203H76V205H75L78 209H80V211L78 210L79 211L78 215H77L78 217L76 219L79 220V225L82 224V226H80L82 228V230L84 229L83 227L88 228L89 225H90L89 229H91V227L96 226L97 223L99 222L98 220L100 219V217H102L104 215L105 211H107L106 213L109 212L108 214H110L111 213L110 211L113 210L112 212L114 213V215L112 213L110 214L113 216H115L117 214L118 215L123 214L120 212V209H119L120 213H118V211L115 210L117 206L115 207L113 205L114 207H111L112 205H110V204H112V203H110V202H108L106 204H101V205L98 204V206H95ZM124 203H126V202H124ZM128 203H130V202H128ZM128 203H127V205H128ZM108 204L110 205L109 209H107V206H102V205H108ZM130 204L133 205L132 203H130ZM115 205H117V204H115ZM127 205H125V207H123V208L128 207ZM134 205L136 207V204H134ZM99 206H100V210L98 209ZM45 207H47V206H45ZM76 207H75V209H77ZM110 208H112V210H110ZM117 208H122V207H117ZM128 210L132 211L133 208H129ZM121 211L123 212L125 210L121 209ZM126 212H127V210H126ZM40 213H43V211L41 210L39 212V214ZM102 213H103V215L100 216V214H102ZM79 214H80V216H79ZM108 214L104 215L105 218L108 216ZM32 217L34 219H32ZM37 217H39V215ZM95 217L96 218L99 217V218L96 219ZM103 217L100 220H105V218H103ZM73 218L75 219V215L73 216ZM94 218H95V221L97 220L98 222L96 221L97 222L96 224H95V222H93L94 225L91 223L88 224V222H90ZM14 219L16 221L18 219L21 220V222H19V221L15 222V224L18 223L19 226L13 224L12 221H15ZM77 223H78V221H77ZM77 223L75 225H72L74 227L76 226V228L74 229V232L72 231L74 236L78 235L77 231L79 233H81L80 232L81 228L77 227L78 226ZM20 225H22L23 228H20ZM24 226L28 227V229L33 228L35 231H30L28 229L24 230ZM74 227H72V228H74ZM9 228H11V229H9ZM77 228H78V230L75 231ZM87 228H85L83 231H87ZM20 229H23L22 232ZM88 231H89L88 235L91 236L92 233L90 234V232H93V231L92 230L91 231L88 230ZM223 231L224 232L222 233V235H225V238L232 239V238H236V232L238 231V229H236L235 226H231L229 229H226ZM52 232H53V234H52ZM55 232H58V233H55ZM84 233L86 234L87 232H84ZM67 234H69L70 236ZM83 235H81V234L78 235V237L81 236V238H78V240L81 239L79 241L80 242L82 241V243H84V240H82ZM88 235H86V236L84 235V236L86 238L87 237L89 238ZM85 237H84V239H85ZM8 238H9V236H8ZM88 238H87V241H88ZM5 239H3V240H5ZM76 240H77V237H76ZM70 242H69V244H70ZM80 242H77V243L80 244ZM85 242H86V240H85ZM77 243H75V244H77ZM238 243L244 244L241 241ZM60 244H61V246H60ZM79 244L77 245V248H78ZM74 246L76 247V245H74ZM64 247L67 249V251L63 249ZM58 248H61L62 251L59 250ZM63 250H64V252H63ZM80 251L78 250V252H80ZM225 251H227V250H225ZM73 252H72V254L77 253L76 251L74 253ZM65 253H67V254H65ZM83 253H85V252L83 251L81 254H83ZM61 254L67 255V258H66V256H65V258L62 257ZM77 255H78V253H77ZM92 257H93V254H92ZM60 258H63V259L60 261ZM94 258H97V257H94ZM65 259H69L68 260L69 262L67 260H66L67 261L66 262ZM96 260H98V259H96Z\"/></svg>", "mask_w": 264, "mask_h": 264}]
</instances>
